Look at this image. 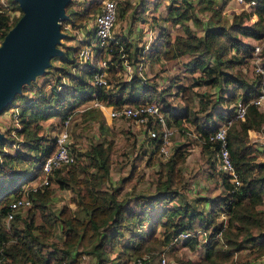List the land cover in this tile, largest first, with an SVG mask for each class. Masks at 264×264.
I'll return each instance as SVG.
<instances>
[{
  "label": "trees",
  "instance_id": "trees-1",
  "mask_svg": "<svg viewBox=\"0 0 264 264\" xmlns=\"http://www.w3.org/2000/svg\"><path fill=\"white\" fill-rule=\"evenodd\" d=\"M148 1L141 0L142 8ZM195 1L199 11L208 12L206 18L201 20L196 15L192 0H169L164 20L172 25L178 24L180 32L173 36V44H170V37L159 29L154 39L156 43L143 54L150 61L157 57L165 60L179 57L182 70L193 76L195 88H216V94L200 93L193 91L191 86L178 84L177 91L184 106L180 112L170 114L171 120L162 116L167 125L169 120L178 128L183 120L190 124L194 139L200 143L202 150L215 152L218 149L219 142L210 140L209 136L220 122L234 115L238 101L246 105L244 118L234 120L227 130L229 156L240 184L230 183L223 174L221 181L225 193L215 197H198L196 201L206 202V209L189 204L181 198L180 185L175 183L185 155L182 146L177 145L164 161H156L157 180L151 191L120 194L118 185L110 189L104 187L108 179L110 146L101 141L75 153L73 163L54 169L48 177V181L55 186L72 191L73 209L62 205L54 213L48 205L49 186H37L34 190H27L31 202L22 209L23 213L18 210L13 213L8 226L3 223L9 202L21 194L26 182L39 174L43 160L54 149V137L40 133L43 121L50 117L61 121L74 108L92 99L113 107L138 105L143 99L152 100L163 105L161 111L169 113L171 110L163 96L167 89L157 88L154 81H146L135 74L118 81L111 88L91 83L97 71L95 59H100L103 51L99 48L91 61L85 63L78 62L77 52L93 37V25L86 32L87 39L80 40L77 45H61L62 52L49 59L50 65L42 75L50 73L52 78H43L40 83L34 80L22 83L20 91L1 111L11 108L15 125L5 128L0 140V264H58L63 258L66 264H77L76 258L83 254L93 255L96 264H102L106 253L103 246L107 244L113 248L123 233H126V238L122 246H128L136 258L141 257V242L151 234L154 225L160 227L165 241L180 231H205L206 240L202 245L205 246L207 264L208 261L227 259L245 244H249L255 253H264V160L257 161L259 149L249 143L248 134L249 130H260L264 124V110L254 103L260 94L263 79L260 72L247 74L238 68L253 53V47L246 38H264V0H244L254 2L249 10L243 9L231 19L223 14L222 8L228 0ZM122 2L119 15L130 5L129 0ZM76 5L75 1L69 0L64 6L66 17L60 21V28L63 24L71 28L82 27L96 12L99 2L91 0L82 7ZM8 8L18 10L19 16L21 14L14 0H6L5 6L0 5V40L19 17L15 16L10 21ZM252 15L256 19L245 23L244 19L248 20ZM127 50L128 42L123 37L110 38L106 65L119 62L120 55ZM262 54L264 56V48ZM54 60L57 63H52ZM106 82L108 84L109 81ZM193 95H196L198 105L194 103ZM148 125L160 133L157 121ZM160 143L159 136L152 138L155 152ZM11 146V152L4 150ZM214 163L217 162H211V166ZM155 206L158 211L152 212ZM221 214L228 215L224 229L222 221H217ZM54 224H58L63 235L59 244L50 240ZM219 231L223 242L214 238ZM197 235L184 242L192 247ZM81 243L88 247L71 256L74 247Z\"/></svg>",
  "mask_w": 264,
  "mask_h": 264
},
{
  "label": "rangeland",
  "instance_id": "rangeland-1",
  "mask_svg": "<svg viewBox=\"0 0 264 264\" xmlns=\"http://www.w3.org/2000/svg\"><path fill=\"white\" fill-rule=\"evenodd\" d=\"M73 1L76 2V6L82 7L91 0ZM94 1L100 4L101 0ZM122 1L123 0H115L116 19L110 30V37H123L128 42V50L126 53L123 52L120 55L121 60L119 62L113 61L112 66L108 65V67L106 65L104 68L106 81H109L107 84L109 88L113 87L118 81L129 79L132 74L149 82L154 81L157 88L165 87V89H167L163 96L166 105L171 107V110L169 113L161 111V115L167 118L169 117L170 120V114L177 113V111L180 112L184 106L183 101L179 97V92L177 91L178 84L191 86L193 91L197 90L200 93L204 91L216 94L217 90L215 87L203 86L195 88L193 76L182 70L181 59L179 57L169 60L157 57L152 61L145 57L149 47L156 43L154 39L159 29H163L164 32L167 33V36L170 37V44H173V36L180 32V26L178 24L172 25L167 20H164L166 5L169 3V0H149L144 8H142L141 0H129L130 5L128 9L122 15H119L118 9L123 5ZM192 4L194 5L196 15L201 20H204L208 12L199 11L198 3L195 0H192ZM0 5L5 6L6 0H0ZM222 8L223 14L228 19H231L234 14L239 13L241 10H249L250 5H246L237 0H228ZM7 13L10 21L15 16H19V11L11 8L7 9ZM93 15L94 12L88 17L82 27L69 28L68 26V28H66L64 27L66 24H63L60 31L65 35L58 39L56 47L61 49V45L64 44L77 45L80 41L79 38H88L86 32L92 29ZM255 19L256 16L252 15L248 20L244 19V22L248 24ZM187 23L190 27L192 26L189 22ZM195 31L200 33L198 29H195ZM246 40L252 47L256 46L258 50L253 48L254 51L247 62L241 67L238 66V68L247 74H258L256 69L257 64L261 65L262 68L264 65V56L262 54L264 38H246ZM101 55L100 59H95L97 64L101 59L107 56L106 53H102ZM209 62H212L211 58ZM52 63H57V61L54 60ZM107 67L109 69H107ZM43 71L34 74L31 80L40 83L43 78L53 77L50 73L47 76L42 75ZM261 77L263 81L261 83L259 96H262L259 97L261 100L259 106L264 110V75ZM46 89H49V87ZM193 100L194 103L198 105L196 95H193ZM144 101L147 100L143 99V102ZM158 104L160 108H163L161 103ZM70 114L67 130L69 133V144L74 153L87 149L91 143L95 142L102 141L104 145L109 144L110 146L108 179L104 184L106 189L118 185L120 194L141 190L151 191L157 180L156 172L158 164L156 161H158V159L164 161L172 149L180 145L184 149L185 155L183 161L179 165L175 183L177 186L180 185V189L178 190L180 191L179 195L181 198L185 199L193 206L206 209V202H201L200 199L196 201L198 197H215L221 193L223 194V192L225 193L221 181V175H223V173L218 168V165H216L217 163L211 166V162L216 161V151L211 152L202 150L200 143L194 139L195 134L193 127L185 120H183V124L180 128L170 122V120L168 125L164 122L171 130V133L166 137V142L163 143L165 149V153H163L158 149L155 152L154 148L148 145L143 131V125L130 118L108 119L103 111L94 108L92 100H88L77 106ZM59 122L60 121L56 117L46 119L42 122L40 133H44L49 137L53 136L58 130ZM12 125H15V122L12 121L11 108L0 112V132L2 133L5 128L12 127ZM248 134L249 143L256 149H259V153L257 152V161H263L264 124L260 130H249ZM12 149L13 146L4 148L7 152H11ZM79 159H81V156H79ZM37 184L38 182L35 180H32V183L30 181L28 183L26 182L21 188L22 192L28 190V187ZM45 185H48L50 189L48 205L51 211L56 213L62 205H66L70 209L74 208V203L72 201L73 193L71 190L59 188L49 181H47ZM131 207H134L133 203H131ZM156 211H158L157 206L152 209V212ZM19 213H23L22 209H20ZM227 217V214H221L217 217L218 222L222 221V229L227 225ZM9 222L10 221L5 222L3 220L6 226L9 225ZM18 223L19 225L21 224L20 221H18ZM146 228L147 224L144 225V229ZM125 234L126 233H123V236L119 238V242L116 243L113 248L107 244L103 246L106 253H104L105 258L102 264H118L120 262L134 264L133 261L136 258V254L131 253L128 246H122L126 238ZM62 237L63 235L59 230L58 224H54L51 228L50 240L55 244H59ZM215 239L223 242L221 235L219 238L216 237ZM205 240V235H197L196 242L192 247L184 241H165L160 227L154 225V230L151 234L141 242L139 255L151 258L153 263L156 262L158 254L159 256L163 254L166 259V264H207L204 259L205 246L202 245ZM87 247L88 245L84 243L76 245L71 252V256L75 255L76 251H81ZM59 255L62 257V253ZM76 260L77 264H96L97 262L91 254H83L77 257ZM245 262L249 264H264V253H255V251L253 252L250 248L249 244H245L244 248L235 251L227 259H222L219 262L208 261V264H243Z\"/></svg>",
  "mask_w": 264,
  "mask_h": 264
},
{
  "label": "built area",
  "instance_id": "built-area-1",
  "mask_svg": "<svg viewBox=\"0 0 264 264\" xmlns=\"http://www.w3.org/2000/svg\"><path fill=\"white\" fill-rule=\"evenodd\" d=\"M239 2L245 3L246 5L253 4L254 1L246 2L244 0H237ZM116 19V9H115V0H101L98 6V9L93 15V25H94V34L93 37L84 43L77 52L78 62L85 63L89 62L92 59L94 52L98 49H102L103 53H106L107 43L110 37L111 27ZM68 24L64 27L68 28ZM256 50L258 48L253 46ZM254 51V50H253ZM108 59V54L104 59H101L97 64L95 62V67L97 71L93 74L91 78V83L96 85H107L105 71L106 61ZM257 71L264 75V70L261 65L257 64ZM254 99V103L259 105L261 100L259 97ZM92 105L94 108L103 111L104 115L108 119L114 118H130L136 121L137 123L143 125L144 133L148 142V145H152V138L154 136H159L161 143L158 150L165 153L163 143L166 142V137L170 135L171 130L164 124V120L161 115L160 106L155 101H144L141 104H123L120 107H113L112 105H107L104 102L92 99ZM246 105L241 101H238L234 107V115L225 121H222L218 128L209 136L210 140L218 141L219 147L215 152V157L217 161L218 168L221 172L226 175L229 179V182L234 185H239L240 180L237 174L234 171L232 161L229 156L228 150V127L234 120L243 119L245 113ZM70 113L67 114L58 125V130L53 135L54 137V149L53 151L43 160L39 174L33 179L38 182L37 185L30 186L32 190L37 186L45 185L48 181L49 175L51 176L54 169L67 167L74 162L75 153L72 151L69 144V133L67 126L70 120ZM157 121L160 125V133L152 129L148 123ZM30 197L27 195V190L22 192L19 196L15 197L9 202V209L5 214L4 221L7 222L12 218L14 212L23 209L25 206L30 205ZM205 235L203 230L193 231H180L177 234L171 236V242L175 241H184L185 239L192 237L194 235ZM221 231L217 232L214 236L220 237ZM134 264H166V259L163 254L157 256V260L153 263L152 259L147 256H141L135 258L133 261ZM58 264H66L65 261L61 260ZM243 264H249L247 262Z\"/></svg>",
  "mask_w": 264,
  "mask_h": 264
},
{
  "label": "water",
  "instance_id": "water-1",
  "mask_svg": "<svg viewBox=\"0 0 264 264\" xmlns=\"http://www.w3.org/2000/svg\"><path fill=\"white\" fill-rule=\"evenodd\" d=\"M21 14L0 40V112L33 75L62 51L60 21L69 0H14ZM3 137L0 132V140Z\"/></svg>",
  "mask_w": 264,
  "mask_h": 264
},
{
  "label": "crops",
  "instance_id": "crops-1",
  "mask_svg": "<svg viewBox=\"0 0 264 264\" xmlns=\"http://www.w3.org/2000/svg\"><path fill=\"white\" fill-rule=\"evenodd\" d=\"M69 28H70V27H69ZM87 36H88V35H87ZM88 37H89V36H88ZM85 39H87V38H85ZM85 39H81V38H79V40H85ZM98 110H99V109H98ZM32 180H33V179L30 180L31 183H32Z\"/></svg>",
  "mask_w": 264,
  "mask_h": 264
}]
</instances>
